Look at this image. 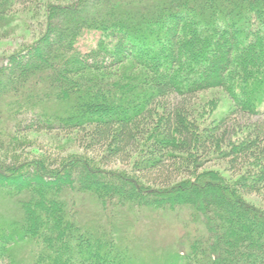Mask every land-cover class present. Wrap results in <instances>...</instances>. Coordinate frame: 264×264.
I'll list each match as a JSON object with an SVG mask.
<instances>
[{"label":"trees","instance_id":"1","mask_svg":"<svg viewBox=\"0 0 264 264\" xmlns=\"http://www.w3.org/2000/svg\"><path fill=\"white\" fill-rule=\"evenodd\" d=\"M29 29L0 58V260L264 264V0H0V39ZM208 88L230 107L202 122ZM28 132L84 154H14ZM180 211L171 246L137 231Z\"/></svg>","mask_w":264,"mask_h":264},{"label":"rangeland","instance_id":"2","mask_svg":"<svg viewBox=\"0 0 264 264\" xmlns=\"http://www.w3.org/2000/svg\"><path fill=\"white\" fill-rule=\"evenodd\" d=\"M53 2L54 0H50ZM32 27H34L32 25ZM31 27V28H32ZM31 30H26L23 32V35L19 36H9L4 39H0V58L13 52L14 50H17L22 43L23 45L27 40H29V36L31 35ZM28 38V39H26ZM95 43V38L93 36H88L84 42H80V48L82 50H87L88 46H93ZM196 116L199 121H207L210 118L218 117L222 115L229 107H230V99L227 97V95L220 89V88H208L203 91H201L198 94V100L196 101ZM28 135L32 137V141L34 142L31 144V146H24L22 148H19L17 151L14 152V154H25V153H35L38 155H43L46 152L53 151V146L55 145L56 141H59L63 143L64 145V151L60 154L62 155H81L84 154V152L78 148L69 137H62L61 135H55L54 133H44V132H28ZM54 142V143H53ZM1 153V151H0ZM91 154L88 156L90 157ZM92 156V155H91ZM224 163L222 161H214V162H208L205 164L204 168H213V169H219L224 171ZM203 168V169H204ZM108 170H116L120 172H126V173H132L134 174V169L131 166V164H120L118 162L111 164L110 168ZM245 201L248 202L251 205L257 206L264 210V195H244L243 196ZM90 202H86L87 208L84 210H91ZM94 204V203H93ZM177 217L175 218V216ZM189 220V221H188ZM144 223L148 222L146 219H143ZM163 221V222H162ZM157 223L150 222V230L146 234V232L141 230L143 227H139L137 229L138 232L142 235H148V238L152 244V246L157 247H167L171 246L176 243V240L178 239V236H181V234L186 231V229L191 228L194 229V224L189 219V216L187 214V211H180L175 213H171L168 215H164V220L162 219ZM187 223V224H186ZM186 224V226H185ZM148 225V223H147ZM148 227V226H147ZM186 227V228H185ZM185 229V230H184ZM192 231V230H191ZM142 232V233H141ZM24 246H13L14 254L16 255V260H21V257L24 255V253L27 251V248L25 244ZM28 247V246H27ZM10 250V249H8ZM2 258L0 260V264H7L9 258ZM4 260V261H2Z\"/></svg>","mask_w":264,"mask_h":264}]
</instances>
